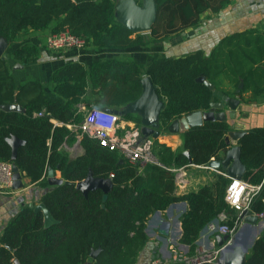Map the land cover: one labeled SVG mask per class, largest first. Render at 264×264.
Here are the masks:
<instances>
[{"label": "trees", "instance_id": "16d2710c", "mask_svg": "<svg viewBox=\"0 0 264 264\" xmlns=\"http://www.w3.org/2000/svg\"><path fill=\"white\" fill-rule=\"evenodd\" d=\"M229 1L155 0L156 17L151 29L136 33L117 19L115 0H0V37L8 43L7 56L20 64L39 57L40 47L34 43L22 42L13 47L34 31L56 33L68 29L84 39V48L99 51L150 47L196 26L202 13H217ZM233 41L231 37L219 43L208 56L195 52L174 58L152 52L147 65L121 56L101 58L88 66L77 61L64 64L53 70L46 84L33 79L25 84L38 93L22 104V112L2 108L14 99L6 100L1 77H9L10 88H14V83L1 63L0 160L15 163L32 183L43 187L48 184V168L58 171L68 182L54 185L41 197L55 223L45 225L43 213L28 207L8 222L0 235V264H133L147 242L146 217L176 200L188 204L182 222L184 243H194L200 229L220 211L230 215L227 224L236 228V212L224 200L228 177L216 173L212 181L195 192L179 197L168 193L174 187L170 168L188 163L206 165L223 156L228 146L225 135L230 129L225 120L204 121L183 132V148L188 150L191 161L183 151L175 152L154 139L152 151L158 163H145L140 174L137 165L117 150L101 146L87 135L79 139L80 155L72 157L66 148L77 140L75 131L66 124L83 119L79 104L120 109L138 97L144 75L150 77L163 101L160 126L168 127L184 114L208 109L210 102L216 100L214 79L224 71L226 45L231 55L236 53ZM200 75L214 85L213 89L196 81ZM44 86L50 87L54 98L44 96ZM39 112L43 113L37 115ZM122 119L140 125L137 114L126 113ZM11 136L23 141L14 159L7 142ZM238 143L245 167L241 179L259 184L264 179V127L248 129ZM88 172L110 179L104 201L101 188L91 189L86 195L75 188V182L84 179ZM250 208L253 212L264 211V185ZM92 250H97L93 258ZM245 264H264V231L253 242Z\"/></svg>", "mask_w": 264, "mask_h": 264}, {"label": "crops", "instance_id": "0c3cea01", "mask_svg": "<svg viewBox=\"0 0 264 264\" xmlns=\"http://www.w3.org/2000/svg\"><path fill=\"white\" fill-rule=\"evenodd\" d=\"M116 2L117 0H115ZM138 2L140 1L138 0ZM48 34V30L29 32L23 36L28 39L22 38L13 45V47H17L22 42L38 45L40 54L36 61L22 64L23 66L18 68L15 67L18 62L10 57L5 60L0 59L1 63L7 67L8 75L14 83V88H10L9 77L7 75L1 77V90L7 101H10L12 97L14 99L12 102H17L22 106L25 101L38 93L36 89L32 90L29 86H25L29 80L33 79L46 84L53 70L73 61L88 66L92 61L101 58L121 56L133 58L139 64L147 65L150 61L148 54L152 52L164 53L166 56L174 58L195 52H202L208 56L216 45L232 37L235 40L233 41L235 45L232 47L236 49V53L231 55L229 45H226L223 59L224 71L214 79L216 83L215 101L222 102L224 110L228 114L231 110L226 106L225 101L228 98L238 100L234 117L227 116L225 120L229 128L234 126L235 129L246 132L254 127H264V0H230L217 13H212L209 10L202 13L196 26L186 29L179 35L167 38L160 44L152 45L150 48L134 46L120 50L100 51L88 48L49 50L45 45ZM43 93L45 97H55L49 86L43 87ZM132 123L135 124L131 120L122 119L121 121V125L126 127ZM157 129L160 130V134L155 140L175 152L184 151L182 135L186 129L181 126L177 132H174L169 129V126H160V122ZM66 148L70 156L73 155V157L82 153V148L77 140ZM136 165L140 174L145 163H136ZM202 166L191 163L181 166L182 171L178 170L181 179H176L178 178L177 171L169 169L174 173V187L168 193L171 196L179 197L187 192H195L212 181L216 174L215 170L221 168H213L209 165L211 169H208ZM54 176L60 177L59 172L54 171ZM21 178L23 187L20 190L13 189L11 193L0 192V235L8 222L21 210L27 207L33 209L36 204L42 202V195L53 188L49 183L45 187L32 183L24 175ZM106 181L107 191L110 179L108 178ZM31 204L32 206H30ZM187 211L188 204L184 200L173 201L165 208L152 211L144 223L147 242L139 251L133 264H150L153 258L179 264L180 261L172 260L173 249L186 256L187 259L200 261L204 255H207L206 261L218 264L220 248L232 243L234 237L236 241L245 239L247 256L255 239L264 231V218L258 219L255 223L245 222L241 218L234 235L231 238L228 236L222 245L218 244L215 236L210 234L206 227L201 229L194 243H184L181 241L182 222ZM228 217L227 222L230 220L229 214Z\"/></svg>", "mask_w": 264, "mask_h": 264}, {"label": "water", "instance_id": "95a60500", "mask_svg": "<svg viewBox=\"0 0 264 264\" xmlns=\"http://www.w3.org/2000/svg\"><path fill=\"white\" fill-rule=\"evenodd\" d=\"M115 12L117 19L124 24L128 29L136 33H148L153 25L156 17L155 0H117L115 3ZM8 47L7 41L0 37V59L5 60L9 57L5 53ZM23 65L16 63L15 67L21 68ZM197 82H201L208 88L213 89V84L208 81L205 76L200 75L196 78ZM141 92L138 97L127 104L123 109L106 108L110 113H116L120 116H124L126 113L134 112L140 116V133L142 138L151 137L156 139L160 130L157 129L159 123V114L163 107V101L159 98L156 92V86L152 83L148 75H144L141 80ZM238 100L234 98H228L225 101L226 106L230 108L228 114L224 110V104L220 101H211L209 108L206 110H197L188 114H184L178 119L173 120L169 129L171 131L177 132L181 126L184 129H188L191 126L201 125L204 121L208 120H226L227 116L233 118L234 111L236 109ZM5 110L14 111H24V107L17 102H10L2 105ZM245 131L240 129H235L232 126L225 135V141L227 147L223 152V156L220 159H212L208 162L213 168H223L226 170L228 177L240 178L243 171L244 165L240 160V146L239 139L244 135ZM7 142L12 148V159L15 158L16 149L23 141L15 136L7 138ZM183 153L188 157L189 161L190 155L188 150H184ZM12 172H13V183L12 188L15 190H20L23 187L22 174L15 163L12 162ZM46 180L49 185L61 184L64 181L61 177L54 176V170L52 168L47 169ZM106 179L94 177L91 172H88L87 176L75 182V188L80 190L83 194L94 188H101L104 191L102 200L104 201L107 197L106 194ZM32 206V204L30 205ZM34 211L39 210L43 213V221L45 225L55 223V219L50 214L44 203L40 202L33 207ZM241 218L248 223H255L258 217L251 213V211H242L240 214ZM237 235V234H236ZM228 235H223L220 233L215 234V239L219 245H222L226 241ZM239 240V239H238ZM244 240L236 241L234 237L233 242L230 244L223 245L220 248L217 263L218 264H245L246 261V250L247 246ZM9 248V247H8ZM11 249V248H9ZM97 250L91 251V257H94ZM15 264L19 262L15 261ZM85 264H90L86 262Z\"/></svg>", "mask_w": 264, "mask_h": 264}, {"label": "built area", "instance_id": "2783aa9c", "mask_svg": "<svg viewBox=\"0 0 264 264\" xmlns=\"http://www.w3.org/2000/svg\"><path fill=\"white\" fill-rule=\"evenodd\" d=\"M45 45L49 50L76 49L82 50L85 46L83 38L71 33L68 29H63L56 33H49ZM78 111L83 112V119L79 123L66 124L67 127L75 131L77 141L83 136L95 138L101 146L111 150H117L122 154L123 158L132 164L142 163H158L153 154V139L142 138L140 127L132 123L128 127L121 125V116L116 113H110L106 109L97 107L93 104L81 103L77 106ZM43 112L37 113L41 115ZM61 125V123H58ZM203 168L211 169L209 165H203ZM182 167L170 168L177 171L176 179H181L178 170L182 171ZM223 176H228L226 171L215 170ZM23 175V173H21ZM113 174H110L112 177ZM229 183L225 188L224 200L235 210L236 223L241 219L242 211H251L252 214L260 218H264V211L253 212L250 204L253 198L260 192L264 179L259 184H250L243 179L228 177ZM13 183L12 162L0 160V192L11 193ZM229 219L225 211H220L216 217L209 220L202 228L206 227L210 234L215 236L216 233L228 235L230 238L234 235L237 228H230L227 224ZM237 227V226H236ZM201 228V229H202ZM200 229V231H201ZM199 231V232H200ZM172 260L180 261L179 264H198L200 261H206L208 256L204 255L202 260L198 261L187 259L186 256L180 254L177 250H172ZM150 264H176L163 261L159 258H153Z\"/></svg>", "mask_w": 264, "mask_h": 264}, {"label": "rangeland", "instance_id": "374dc122", "mask_svg": "<svg viewBox=\"0 0 264 264\" xmlns=\"http://www.w3.org/2000/svg\"><path fill=\"white\" fill-rule=\"evenodd\" d=\"M139 1H142V0H139ZM23 39H28L27 37H23ZM143 48H145V47H143ZM147 48V47H146ZM148 48H150V47H148ZM0 64H1V60H0ZM137 126H139V125H137ZM140 127V126H139ZM72 157H73V155H71Z\"/></svg>", "mask_w": 264, "mask_h": 264}]
</instances>
